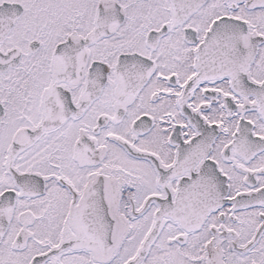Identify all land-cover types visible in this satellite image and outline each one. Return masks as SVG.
Wrapping results in <instances>:
<instances>
[{
    "label": "snow or ice",
    "instance_id": "6c2138e0",
    "mask_svg": "<svg viewBox=\"0 0 264 264\" xmlns=\"http://www.w3.org/2000/svg\"><path fill=\"white\" fill-rule=\"evenodd\" d=\"M0 264H264V0H0Z\"/></svg>",
    "mask_w": 264,
    "mask_h": 264
}]
</instances>
